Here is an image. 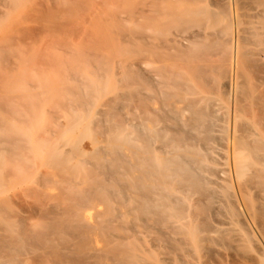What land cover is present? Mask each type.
<instances>
[{"label": "bare ground", "instance_id": "6f19581e", "mask_svg": "<svg viewBox=\"0 0 264 264\" xmlns=\"http://www.w3.org/2000/svg\"><path fill=\"white\" fill-rule=\"evenodd\" d=\"M136 2L132 21L135 31L130 34L133 38L131 88L130 93L125 94L132 107L130 122L126 125L124 122H116H120L117 125L119 132L116 140L109 139L110 143L105 142L109 146L108 153L100 151L106 145L91 146L87 150L83 142L76 143L71 151L73 155L88 156L99 150L105 161V165L98 164L101 167L99 171L104 175V182L108 181L109 184L104 183L95 196L107 197L109 202L122 207H115L112 216L104 220V223L95 224L90 222L88 208L84 209L82 206L85 203L80 202L86 195L85 189L77 195L73 193V201L74 197L79 199L70 203L69 209L63 206L69 213L64 212L67 216L62 217L59 225L65 231L73 230L69 231L73 238L71 235L69 237L73 241L70 243L61 236V243L58 240L59 245L62 244L61 248L55 249V255L50 253L57 261H61H58L59 264H82L87 260L86 256L92 259L88 264H151L152 261H147L148 256L153 257L155 252L162 249H167L166 253L174 251L179 244L184 243L188 233L195 234L198 229L194 225L193 214L198 211L206 212L205 209L208 208L213 210L214 205L211 209L208 207L213 202L229 207L231 220L240 223L238 218L242 214L239 206L241 200L248 213L259 221L257 225L262 222L261 228L264 226V0ZM207 4L214 7V10H210ZM174 7L177 8V13L171 14L169 10ZM246 9L253 12L247 14ZM175 17L178 18L181 35L178 39H164L163 28ZM144 21L148 25V35L142 32ZM155 33L161 34V37L158 34V38ZM260 34V39H250ZM248 72L260 74L247 77ZM218 95L226 104L217 102ZM91 139L94 144L93 138ZM94 139L96 142L98 138ZM99 141L102 143L104 139ZM109 154L111 159L106 158ZM84 162L91 164L88 158ZM95 185L92 186L93 189ZM98 213L100 215L102 212ZM212 216L214 220V215ZM116 221H126V225L112 223ZM53 226L54 224L51 227ZM98 228L105 233L98 234ZM119 228L125 229L126 233L111 232L112 229ZM203 230L207 232L209 229ZM27 232L23 238L20 237L23 242L29 235V240L34 238V241L35 235L40 236L37 231H31V234ZM248 233L246 235L251 238V233ZM204 236L201 237L202 241L205 240ZM11 237L8 240L3 237L1 239L0 236L2 246L9 249L4 251V261L0 264H8L11 258L14 259L11 246L17 242H14L15 236ZM41 237L39 239L44 242L42 234ZM62 237L67 241L64 242ZM250 240L253 241L252 238ZM49 241L51 242L50 237ZM254 242L252 244L255 245ZM26 243L22 247L31 242ZM33 243L30 245L35 247L36 244ZM41 244L44 245L43 248L49 246ZM41 244L39 248H42ZM19 245L18 243L16 247ZM52 246L54 248L55 245ZM255 247L257 249L256 245ZM16 250L15 252H20ZM164 252L162 254L166 255ZM260 255L261 260L257 264H264V252ZM207 257L204 260L209 262V256ZM172 260L184 264L186 256L180 253Z\"/></svg>", "mask_w": 264, "mask_h": 264}, {"label": "rangeland", "instance_id": "374dc122", "mask_svg": "<svg viewBox=\"0 0 264 264\" xmlns=\"http://www.w3.org/2000/svg\"><path fill=\"white\" fill-rule=\"evenodd\" d=\"M136 3V0H0V137L2 139L0 140V236L1 239L3 237L8 240L11 236H15L17 240H14L15 243L17 242L15 245L13 243L14 247L11 246V253H14L11 255L16 260L11 258L8 264L61 262L55 259L54 253L62 246L59 245L61 236L70 243L73 241L72 234H69L73 230L65 231L59 226L62 217L67 216L64 207L69 209L70 203L73 204L79 199L74 197L73 201V193L77 195L85 189L86 195L80 199V202L86 204L82 206L84 209L88 208V213L91 215L90 222L95 224L104 223V220L112 216L115 207H122L117 203L109 202L107 197L95 196L104 183L109 184L108 181L104 182V175L99 171L101 169L99 165H105L99 150L88 156L73 155L71 151L78 142H83L87 150H90L91 146L106 145L105 142L116 140L119 132L117 125H120V122H124L125 125L130 122L132 107L128 104L129 97L125 94H129L131 88L130 63L133 45L130 34L135 31L132 21ZM207 6L210 10H214V7L208 4ZM173 9L169 12L177 13V8ZM245 11L247 14L253 12L248 9ZM208 24L210 25L211 22L209 21ZM146 26L148 25L144 21L142 24L144 35L150 34ZM162 32L164 39H178L181 35L178 18H171ZM158 34L155 33L159 38ZM260 38L261 34L250 37V39ZM257 73L248 72L246 75L252 77ZM216 97L219 99L217 101L219 104H226L222 97L219 95ZM117 121L120 122L116 124ZM95 137L98 138L96 142ZM101 139H104V142L100 143ZM102 150L108 153L109 146L106 145L100 151ZM110 156L111 154L106 155V158L111 159ZM85 158H88L91 164L84 162ZM93 184H96L94 189ZM35 192L38 194L36 195ZM239 206L242 210L240 216L244 218L239 216L240 223L231 220L229 216L231 209L222 203L213 202L208 206L210 209L213 207L211 211L207 207L206 212H196L197 214H193L194 225L202 231L197 230L193 235L188 233L184 243L178 245L179 251L177 247L174 251L169 250L168 253H166L167 249H162L155 252L153 257L148 256L147 261H152L151 264H179L172 258L181 253L186 256L184 264H257L261 260L260 253L264 252V226L261 228L262 222L261 225H257L259 221L248 213L241 200ZM98 211L102 213L99 215ZM66 212L68 214L69 210ZM207 214L208 216H205ZM205 217L208 219L204 220ZM118 222L121 223V221L112 223L118 225ZM125 223L121 224L126 225ZM201 223H208L211 228L214 227L211 229L207 224ZM50 224L54 226L48 227ZM21 225H24L22 229H20ZM54 227L56 229H53ZM204 228L209 230L206 232ZM30 230L33 231L32 233L37 231L40 236L35 235L34 241V238L29 240L31 236L28 234L29 237L23 242L25 232L29 231L31 234ZM124 230L112 229L111 232L118 231L124 234L126 233ZM247 230L251 233L253 241L246 235ZM96 231L100 235L105 233L100 228ZM65 232L68 235L64 234ZM41 234L45 238L44 242L41 240ZM203 236L204 241L201 239ZM63 237V241H67ZM26 241L34 242L33 244L37 246L34 247L30 243L22 247ZM253 242L256 243L257 249ZM18 243L20 245L16 247ZM39 243L49 246L43 248L44 245L41 244L42 248H39L41 247ZM52 244L55 245L54 248ZM2 247H0V263L4 261L2 258L4 251L9 250ZM14 248L20 252H15ZM163 251L166 255L162 254ZM185 251H188L189 255ZM207 256L209 262L204 260L208 258ZM86 257L87 260L82 264L92 261L88 256ZM188 260L191 262L189 263Z\"/></svg>", "mask_w": 264, "mask_h": 264}]
</instances>
